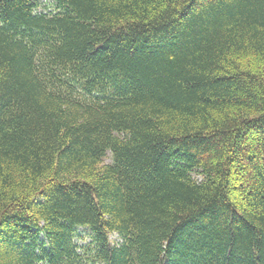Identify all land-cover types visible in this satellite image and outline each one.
I'll return each instance as SVG.
<instances>
[{"label":"trees","instance_id":"trees-1","mask_svg":"<svg viewBox=\"0 0 264 264\" xmlns=\"http://www.w3.org/2000/svg\"><path fill=\"white\" fill-rule=\"evenodd\" d=\"M0 264H264V0H0Z\"/></svg>","mask_w":264,"mask_h":264},{"label":"rangeland","instance_id":"rangeland-1","mask_svg":"<svg viewBox=\"0 0 264 264\" xmlns=\"http://www.w3.org/2000/svg\"><path fill=\"white\" fill-rule=\"evenodd\" d=\"M47 3V2H46Z\"/></svg>","mask_w":264,"mask_h":264}]
</instances>
